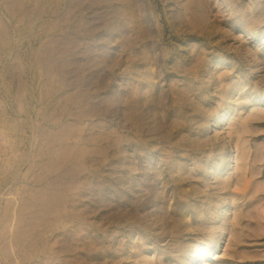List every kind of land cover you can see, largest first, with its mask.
I'll use <instances>...</instances> for the list:
<instances>
[{"label":"rangeland","instance_id":"rangeland-1","mask_svg":"<svg viewBox=\"0 0 264 264\" xmlns=\"http://www.w3.org/2000/svg\"><path fill=\"white\" fill-rule=\"evenodd\" d=\"M123 2L0 0V264H264V0Z\"/></svg>","mask_w":264,"mask_h":264},{"label":"bare ground","instance_id":"bare-ground-1","mask_svg":"<svg viewBox=\"0 0 264 264\" xmlns=\"http://www.w3.org/2000/svg\"><path fill=\"white\" fill-rule=\"evenodd\" d=\"M105 2H106V4H102L103 5V7L104 8H107V7H112L114 10L112 11L113 12V16L112 17H116V19H119V16H121V12L122 11H124L125 10V15L127 16V20H129V21H132V11L130 10V7H128V6H126V5H128V4H126V3H124L123 1L124 0H114L115 2L117 1L118 2V9H115L114 8V6H113V2L114 1H111V0H104ZM102 2V1H101ZM100 2V3H101ZM112 2V3H111ZM91 4V3H90ZM115 5V4H114ZM123 7H125V9H122ZM107 14L108 15H110V12H106V10L103 12V16H102V18L104 19V20H106L107 22H108V24H111L115 29H119V27H118V23H117V21L115 20V21H113L112 23H111V21H109V19L106 17L107 16ZM116 15H118V16H116ZM114 23H116V24H114ZM107 25V24H106ZM105 26V25H104ZM50 62V61H49ZM51 65V64H50ZM66 133V132H65ZM60 137H62V136H60ZM77 138V137H76ZM92 139V138H91ZM81 140L83 141V138H81ZM85 142V141H84ZM68 147V146H67ZM71 150V149H70ZM83 150V149H82ZM69 151V150H68ZM68 151H66V152H68ZM73 151V150H72ZM79 151H81V149L79 150ZM75 152V151H74ZM82 152V151H81ZM64 153V152H63ZM84 153H85V151H84ZM68 154V153H67ZM62 156H63V154H62ZM75 156V155H74ZM66 157V156H65ZM72 158H73V156H72ZM76 159V158H75ZM54 164V163H53ZM52 165V164H51ZM76 176V175H75ZM234 182V181H233ZM239 185H241V186H243V187H246V185H247V175H246V173H244L243 174V176H242V179L240 180V182H239ZM54 196H56V195H54ZM55 201V200H54ZM51 202V201H50ZM54 203V202H53ZM55 205H57L56 203H55ZM52 207H53V205H52ZM54 208V207H53ZM50 209V208H49ZM55 210V209H54ZM57 210V209H56ZM177 210V209H176ZM179 214V213H178ZM184 214V216H181V217H183V219L185 218V213H183ZM185 220V219H184ZM38 226V225H37ZM35 230V229H34ZM15 238V237H14ZM17 238V237H16ZM15 238V239H16ZM21 238V237H20ZM22 239V238H21ZM17 240H18V238H17ZM14 241H16V240H14ZM20 241V240H19ZM15 243V242H14ZM16 243H17V241H16ZM19 243V242H18ZM206 244V242H204V244H197L192 250H191V252H190V255H191V261L195 258V261H196V259L199 257V256H201V250H200V248H201V246L202 245H205ZM41 250V249H40Z\"/></svg>","mask_w":264,"mask_h":264}]
</instances>
